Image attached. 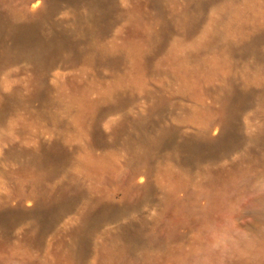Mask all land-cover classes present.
Segmentation results:
<instances>
[{
	"label": "rangeland",
	"instance_id": "1",
	"mask_svg": "<svg viewBox=\"0 0 264 264\" xmlns=\"http://www.w3.org/2000/svg\"><path fill=\"white\" fill-rule=\"evenodd\" d=\"M0 264H264V0H0Z\"/></svg>",
	"mask_w": 264,
	"mask_h": 264
},
{
	"label": "bare ground",
	"instance_id": "2",
	"mask_svg": "<svg viewBox=\"0 0 264 264\" xmlns=\"http://www.w3.org/2000/svg\"><path fill=\"white\" fill-rule=\"evenodd\" d=\"M84 106H85V104H82V107H84ZM82 107H81V108H82ZM84 108H86V107H84ZM82 109H83V108H82ZM37 208H38V205H36L34 209H37Z\"/></svg>",
	"mask_w": 264,
	"mask_h": 264
}]
</instances>
